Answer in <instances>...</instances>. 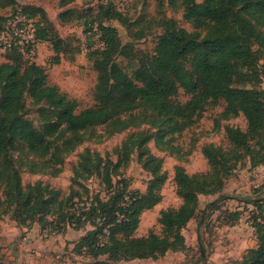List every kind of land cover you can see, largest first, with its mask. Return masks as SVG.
<instances>
[{
    "label": "trees",
    "instance_id": "trees-1",
    "mask_svg": "<svg viewBox=\"0 0 264 264\" xmlns=\"http://www.w3.org/2000/svg\"><path fill=\"white\" fill-rule=\"evenodd\" d=\"M16 1L7 0V3ZM177 1L170 0L173 5ZM69 2L64 0L61 6ZM180 2L184 18L200 31L190 32L176 21L165 18V31L154 54L138 61L122 43L115 26L86 21L87 31L100 34L102 46L91 50L98 73L94 90L96 105L80 112L76 99L70 98L57 85L48 83L44 67L36 61L31 62L19 49L5 51L16 57L0 64V160L7 161L11 151L22 145L48 163H61L64 155L81 143L85 132L106 124L124 130L149 123L160 129L156 139L164 144L163 137L167 133L182 130L207 105L217 104L222 98L226 100L224 117L243 113L246 118V130L233 125L226 128L230 148L213 144L203 148L210 172L192 175L181 166L176 168L174 180L182 204L178 208L161 210V233L152 231L148 235H136L142 213L161 202L162 187L167 180L163 161L148 150L147 143L152 138L149 133L130 136L119 150L116 163L109 155L106 158L93 156L90 151L82 154L74 179H87L95 171L109 195L107 199L99 194L90 197V205L82 214L86 216L84 221L71 210L76 193L71 192L61 200L58 192L49 187L24 188L19 174L7 176L8 188L5 201H0V217L13 207H21L26 211L22 222L36 216L42 222L48 215H57L66 227L82 228L86 221H91L94 227L76 242L75 248L92 258L77 264L158 259L169 251L185 250L183 231L201 211V196L220 193L227 178L245 157L250 158L252 167L264 164V88L260 86L258 64L264 49V0ZM23 9L35 21L39 39L51 44L53 63H60L61 53L66 51V39L59 35L43 7L24 5ZM98 11L106 20L128 23L112 0L101 1ZM72 13L68 8L59 18L68 22ZM6 20L7 16H0V32ZM256 45L259 48H255ZM119 56L128 59L131 74L120 66ZM186 61L190 62L189 66ZM180 89L190 95L185 103L177 98ZM27 93L34 104L40 105L38 113L43 122L40 128L23 115ZM138 109L144 110L142 119L138 112L129 113ZM125 113L130 116L121 117ZM136 149L139 161L151 174L143 194L113 182V176L119 175ZM251 203L257 209L264 208L257 200ZM216 204L211 202L206 208L221 209ZM206 211L202 210V219ZM228 215L230 220L224 221L226 225H235L241 219L239 210L228 211ZM253 227L258 239L256 247L231 264H264L263 214L253 217ZM201 252L204 254L203 247Z\"/></svg>",
    "mask_w": 264,
    "mask_h": 264
},
{
    "label": "rangeland",
    "instance_id": "rangeland-1",
    "mask_svg": "<svg viewBox=\"0 0 264 264\" xmlns=\"http://www.w3.org/2000/svg\"><path fill=\"white\" fill-rule=\"evenodd\" d=\"M63 1L17 0L14 4H8L7 0H0V16L10 15L13 8L20 3L26 6H41L46 10L49 21L67 41L66 51L61 53L60 63L54 64L51 44L42 42L36 62L45 68L50 85H57L70 98L78 101V112L96 105L94 90L98 73L91 59V50L102 46L100 34L97 31H94V34L87 31L86 21L115 26L122 43L136 61L154 54L158 40L165 31V18L176 21L178 26L190 32L200 31L184 18V7L180 0L174 5L170 0H112L126 16L127 24L116 19L106 20L99 14L98 6L101 1L106 0H70L65 7L61 6ZM68 8H71L73 13L69 15L68 22H62L59 15ZM255 48L259 47L256 45ZM260 55V86L264 88V49ZM15 57L13 53L0 52V64L12 61ZM118 63L132 73L125 56H119ZM185 64L189 66L190 62L186 61ZM236 85L237 83L234 86ZM250 86L247 84V87ZM177 98L185 103L190 99V95L180 89ZM39 107L27 93L23 115L37 128L43 124L39 118ZM225 108L224 98L217 104L207 105L206 109L195 115L182 130L167 133L163 137L164 144L158 143L156 139L160 129L149 123L130 126L124 130H116L111 124L95 127L85 132L81 143L65 154L63 161L58 164L48 163L44 158L18 145L17 149L11 151L7 161L3 158L0 160V201L4 202L6 199V177L17 173L24 188L46 186L58 192L61 200L66 199L71 192L76 193L77 197L74 203H71V210L84 221L86 216L82 214L90 205V197L99 194L107 199L109 195L101 176L95 171L87 179H74L82 154L90 151L93 156L106 158L109 155L116 163L119 150L128 138L145 132L152 135L147 147L151 154L163 161L167 180L162 187L161 202L142 213L136 235H148L152 231L161 233V210L178 208L182 204L174 180L176 168L181 166L192 175L210 172L211 168L203 148L211 144L230 148L232 145L226 131L228 126L246 130L247 121L244 114L226 118L223 116ZM137 112L142 119L143 109L129 113ZM129 113L121 117H129ZM241 162L236 171L227 178L220 193L201 196V211L183 231L187 245L185 250L169 251L158 259L123 260L115 264H231L230 262L241 259L250 248L256 247L258 239L253 227V217L264 215V208H255L251 201L257 200L264 205V164L252 167L249 157H245ZM150 179L151 174L139 161L137 149L128 164L120 169L119 175L113 176L114 185H127L129 190L142 194L146 192ZM211 202L217 203V207L221 209L206 208ZM203 209H207L204 219L201 213ZM234 210L241 212V219L235 225H226L224 221L230 220L228 211ZM260 210L263 212L259 213ZM25 216L26 211L23 208L13 207L0 217V264H77L92 258L75 248L76 242L87 230L94 227L91 221H86L82 228H78L75 225L66 227L57 215H48L42 222L38 216L22 222L21 218ZM47 227L50 230L48 235H45L43 230ZM202 247L204 254L201 252Z\"/></svg>",
    "mask_w": 264,
    "mask_h": 264
},
{
    "label": "built area",
    "instance_id": "built-area-1",
    "mask_svg": "<svg viewBox=\"0 0 264 264\" xmlns=\"http://www.w3.org/2000/svg\"><path fill=\"white\" fill-rule=\"evenodd\" d=\"M24 4L16 5L15 10L7 16L0 32V51L19 49L31 62L36 61L42 41L37 36L35 21L23 9ZM49 228L43 233L48 235Z\"/></svg>",
    "mask_w": 264,
    "mask_h": 264
}]
</instances>
